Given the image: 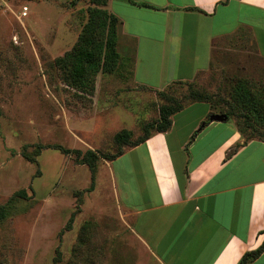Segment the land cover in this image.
Masks as SVG:
<instances>
[{
    "label": "rangeland",
    "instance_id": "rangeland-1",
    "mask_svg": "<svg viewBox=\"0 0 264 264\" xmlns=\"http://www.w3.org/2000/svg\"><path fill=\"white\" fill-rule=\"evenodd\" d=\"M88 3L30 2L25 16L0 0V264H109L100 254V217H113L114 175L124 165L108 166L100 155L93 172L81 156L56 145L113 153L118 130L136 138L158 117L160 104L187 103L194 89L212 95L216 112L226 108L216 97L233 102L238 82L264 97V60L239 39L220 40L209 69L163 89L134 82L132 49L123 54L117 43L112 70L67 83L55 58L76 41ZM237 107L229 120L245 128V138L250 124L264 131V121L248 117L246 124V106Z\"/></svg>",
    "mask_w": 264,
    "mask_h": 264
},
{
    "label": "crops",
    "instance_id": "crops-1",
    "mask_svg": "<svg viewBox=\"0 0 264 264\" xmlns=\"http://www.w3.org/2000/svg\"><path fill=\"white\" fill-rule=\"evenodd\" d=\"M3 1L20 15L26 5V16L28 3L48 0ZM50 1L75 8L82 0ZM106 7L119 18L118 50L132 49L136 83L163 89L192 80L210 68L220 40L249 41L264 60V0H107ZM210 111L207 101L188 103L166 130L104 162L124 165L114 175L113 217H100V254L109 264H237L262 242L264 139L245 138L230 118L202 124ZM249 264H264V250Z\"/></svg>",
    "mask_w": 264,
    "mask_h": 264
},
{
    "label": "trees",
    "instance_id": "trees-1",
    "mask_svg": "<svg viewBox=\"0 0 264 264\" xmlns=\"http://www.w3.org/2000/svg\"><path fill=\"white\" fill-rule=\"evenodd\" d=\"M88 3V18L82 24L81 30L78 33L76 41L71 45V47L66 50L62 55L55 58L56 65L59 66L62 79L67 83L78 85L84 82V79L88 75H94L97 71H109L112 70L117 65V60L119 54L116 49L117 43V26L119 18L112 11L108 10L106 7L107 0H90ZM140 4L149 5L147 2H139ZM179 82L182 80H178ZM191 100L187 103L177 102V103H162L159 105V115L154 120L145 123V132L134 139H131L130 130L127 128H121L114 134L118 148L113 153H98L94 149H87L86 151H81L76 148L58 146L64 152H74L75 156L86 162L91 170L94 172L96 166V158L101 155L107 160L113 159L119 154H121L125 147L132 146L144 141L153 131H164L171 123V115L176 111L180 110L186 104L193 101H207L209 102L211 108L215 105L212 99V95L204 92L198 91L196 89L192 90ZM218 100L224 103L225 109L222 107L217 110L218 112H224L230 118L231 115L235 114V110L238 106H246L247 113H244V122L250 124L247 118L252 117L256 121L261 119L264 121V97L260 94H254L251 89H249L244 82H238L237 86L232 93V100L228 101L224 97H216ZM216 112L214 109L210 111L203 123L209 121V114ZM154 127L150 130V127ZM238 130L241 134L244 133L245 128L237 125ZM251 129L250 137H261L264 135V131L255 129L252 124L249 125ZM240 143L237 142L234 147L228 152H232ZM3 209L0 210V218L3 217ZM88 222H85L81 230L87 227ZM88 228V227H87ZM86 228V229H87ZM83 239V238H80ZM264 250V238L262 242L253 249H248L242 253L237 264H249L254 260L262 251Z\"/></svg>",
    "mask_w": 264,
    "mask_h": 264
},
{
    "label": "water",
    "instance_id": "water-1",
    "mask_svg": "<svg viewBox=\"0 0 264 264\" xmlns=\"http://www.w3.org/2000/svg\"><path fill=\"white\" fill-rule=\"evenodd\" d=\"M228 115L224 112H213L209 114L210 120H225L227 119Z\"/></svg>",
    "mask_w": 264,
    "mask_h": 264
},
{
    "label": "built area",
    "instance_id": "built-area-1",
    "mask_svg": "<svg viewBox=\"0 0 264 264\" xmlns=\"http://www.w3.org/2000/svg\"><path fill=\"white\" fill-rule=\"evenodd\" d=\"M26 11H27V6L26 5H23L22 6V10H21V15H25L26 14Z\"/></svg>",
    "mask_w": 264,
    "mask_h": 264
}]
</instances>
